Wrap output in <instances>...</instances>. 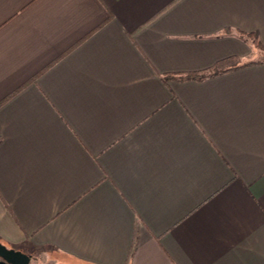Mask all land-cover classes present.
Wrapping results in <instances>:
<instances>
[{
  "label": "crops",
  "instance_id": "crops-1",
  "mask_svg": "<svg viewBox=\"0 0 264 264\" xmlns=\"http://www.w3.org/2000/svg\"><path fill=\"white\" fill-rule=\"evenodd\" d=\"M255 38L264 0H0V242L30 264H264Z\"/></svg>",
  "mask_w": 264,
  "mask_h": 264
},
{
  "label": "water",
  "instance_id": "water-1",
  "mask_svg": "<svg viewBox=\"0 0 264 264\" xmlns=\"http://www.w3.org/2000/svg\"><path fill=\"white\" fill-rule=\"evenodd\" d=\"M0 264H30L31 255L0 242Z\"/></svg>",
  "mask_w": 264,
  "mask_h": 264
},
{
  "label": "trees",
  "instance_id": "trees-1",
  "mask_svg": "<svg viewBox=\"0 0 264 264\" xmlns=\"http://www.w3.org/2000/svg\"><path fill=\"white\" fill-rule=\"evenodd\" d=\"M242 36H251V34H246V33H241ZM255 44L257 48H260L262 50H264V46H262V44L259 42V40H257L255 38ZM237 61L236 58H231L228 60H225L223 62L218 63L212 70L208 71V72H202V73H196V74H187L186 76L181 77L182 79H203L207 76L210 75H214V74H218L224 71H227L229 69H234L236 67H238L236 64L235 65H231L229 68H225L226 64L232 63L234 64Z\"/></svg>",
  "mask_w": 264,
  "mask_h": 264
},
{
  "label": "rangeland",
  "instance_id": "rangeland-1",
  "mask_svg": "<svg viewBox=\"0 0 264 264\" xmlns=\"http://www.w3.org/2000/svg\"><path fill=\"white\" fill-rule=\"evenodd\" d=\"M39 259L31 264H80L75 260L68 257H64L61 254L55 252L40 253L38 254Z\"/></svg>",
  "mask_w": 264,
  "mask_h": 264
}]
</instances>
